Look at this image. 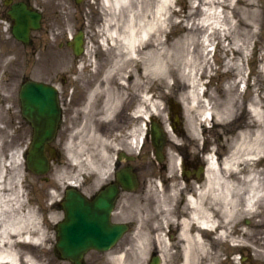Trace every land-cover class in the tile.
<instances>
[{
  "label": "flooded vegetation",
  "instance_id": "1",
  "mask_svg": "<svg viewBox=\"0 0 264 264\" xmlns=\"http://www.w3.org/2000/svg\"><path fill=\"white\" fill-rule=\"evenodd\" d=\"M18 1L42 16L41 28L32 35L31 42L40 33L35 37L39 43L57 45L58 51L65 53L60 137L68 155L75 143L82 142L88 149L93 147L95 152L91 150V153L97 155V166L103 171L94 175L68 166L69 183L58 190L62 202L76 196L89 202H104L103 211L108 210L111 223L128 226L129 231L122 240L131 238L139 213L145 215L143 229L164 237L151 251H181L180 222L191 216V198L213 206L217 180L229 178L243 183L226 174L223 166L220 176L217 175L209 165V158L216 156L223 164L229 156L231 140L249 123H254L249 106L256 101L254 90L260 89H244L240 96L241 89H208L209 96H216L219 102L236 101V113L227 124L217 123L212 116L205 119L198 110H188L182 98L184 89H176L174 102L169 101L168 89H140L132 85L133 76L129 79L130 89H95L118 53L104 28L107 17L102 0H13L1 18L13 22L9 10ZM76 25L82 34L79 57L71 45L77 33L72 34L71 27ZM120 91L122 94H117ZM18 92V89H0V155L3 157L20 145L18 134L25 120ZM152 101H160L158 108H152ZM150 194L156 199H148ZM145 205L147 209H137ZM55 207L67 215L61 203ZM263 211L259 205L257 213L246 214L240 225L232 223L224 229L220 224L212 232L203 231L209 251H228L227 260L236 257L239 258L236 264H247L251 259L247 252L251 246L248 218L253 217L254 223L262 221ZM217 217L221 220V211ZM223 232L225 236L221 235ZM116 249H129V245Z\"/></svg>",
  "mask_w": 264,
  "mask_h": 264
},
{
  "label": "bare ground",
  "instance_id": "2",
  "mask_svg": "<svg viewBox=\"0 0 264 264\" xmlns=\"http://www.w3.org/2000/svg\"><path fill=\"white\" fill-rule=\"evenodd\" d=\"M102 2L107 17L104 19V28L107 29L108 37L118 53L104 73L102 82L95 89H130L129 78L122 76L121 71L124 68H130L133 75L132 85L140 89L157 87L162 90L165 79L178 76V81H186L192 87L184 89L182 94L188 110H198L205 119L212 116L219 122L228 121L235 110L233 100L215 103L208 92V98L203 99L201 77L208 67L213 35L226 36L230 32L229 26L225 24L224 10L231 7L232 2L195 0L191 13L184 16L177 25L185 34L172 44L164 40V35L172 27L170 20L174 13L168 9V0ZM199 10L202 17L191 21ZM239 18L243 19L242 16ZM1 56L0 53V58ZM237 59L233 61L239 65ZM238 65L236 70L239 75L241 69ZM114 83L116 87L113 86ZM240 87L243 88L241 85ZM159 105L160 101H152V108H158ZM251 112L254 123H249L231 140L230 155L223 162L225 173L243 183H236L229 178L217 180V187L213 190V206L191 198V216L180 222L179 264H217L221 254L218 251H209V245L203 239V231L212 232L220 224H223L224 229H228L232 223L240 225L246 214L255 215L259 204L264 202V128L261 125L264 118L258 103L252 105ZM70 152L72 162L80 165L86 161L85 164L93 167L97 175L103 174L93 154L80 160L73 150ZM12 157L14 171L8 173L11 166V160L8 163L10 156L0 155V264H37L36 248L42 244L46 233L40 225L39 212L33 200H27L23 193L19 168L23 164L22 156L16 152ZM209 165L220 176V166L214 157L209 158ZM243 184H247L246 187ZM219 211L222 213L221 220L217 217ZM254 225L262 226L257 222ZM193 227L197 229L193 230ZM155 233L156 231L143 229L141 226L135 229L133 238L137 240L138 251L134 252L133 258L136 259V264L147 256L150 248L155 246L154 243H162L164 237ZM225 234L221 233L222 236ZM162 254L164 264H168L169 251H162ZM109 256L115 264H127L123 253L112 252Z\"/></svg>",
  "mask_w": 264,
  "mask_h": 264
},
{
  "label": "rangeland",
  "instance_id": "3",
  "mask_svg": "<svg viewBox=\"0 0 264 264\" xmlns=\"http://www.w3.org/2000/svg\"><path fill=\"white\" fill-rule=\"evenodd\" d=\"M168 1L167 5L170 4L168 6L170 8L168 9L173 10L174 13L170 20L172 27L168 29L169 33L164 35V40L172 44L185 34L177 28V25L180 24L184 16L191 13L195 5V0ZM227 1L233 3L231 7H227L224 10L226 15L225 24L229 26L228 28L230 32L227 33L226 36L222 35V43L220 42L217 46L215 45L220 41L221 35H213V40L211 42L213 46H215V49H212L210 52L208 67L206 72H202L203 76L201 77V80L204 89H244L245 87V89H260V91H258V98L260 99L259 106L262 109L264 118V0H242V2H239V0ZM3 2L4 0H0V53L2 55L0 58V89H20V85L27 79L52 83L57 85L59 89H64L63 79L66 65L64 58L65 53L59 52L57 45L51 43H39L35 37L39 36L38 34L40 33L36 34L34 40L28 45L18 42L11 33L10 23L6 19L1 18V14L6 9ZM97 9H99V7ZM239 16H242L243 19L239 18ZM201 17L202 13L199 10V12L193 15L191 21H196ZM71 18L74 22L72 13ZM77 25L75 28L71 27L72 33L78 31L79 27ZM235 41H238L237 44H234ZM236 46L240 48H237ZM238 53L240 54L239 57ZM233 59H237L239 65L237 62L234 63ZM222 63L225 68L221 66ZM236 65L241 69L239 75L237 73L238 70H236ZM220 67L222 68L220 69ZM121 72L122 76L125 74L129 79L130 76H133L130 68H124ZM178 78V76H173L165 79L163 85V89H169V94L171 96L174 95V97H176L175 89H192L186 81H178ZM206 85L207 87L205 88ZM240 85L243 86V88L240 87ZM78 88L80 89L79 85ZM155 89L158 88L155 87ZM226 112L229 114L228 111ZM261 125L262 128H264V122ZM62 132L63 130L61 133ZM32 134L33 131L31 126L24 122L21 131L18 134L20 145H18V148L14 153H20L22 156L21 162H23V164L19 166V168L22 174L21 185L23 193L27 200H33L39 212L40 225L44 228L46 233L42 244L36 248L37 264H71L69 261L64 260L56 249L58 237L55 226L58 221L63 218V214L60 209L54 212L49 209L54 201L62 199V194H60L59 197L55 194L54 196L49 197L43 194V192L45 190L47 191L48 188L53 187L54 185L57 186L59 184L62 185L67 183L66 164L69 162L73 167L80 169L83 167L90 168L92 172H95V170H93V167L86 165V161L77 165L75 162H72L63 156L59 163L54 167V172L58 171V179H53L50 183L42 181L36 175L27 170L23 157V154L31 142ZM76 144L78 143H75V145ZM80 145L76 148L80 149ZM88 145L91 146L90 143ZM81 149V151H76V155L80 160H84L87 157L86 154L89 153L93 147L88 149L86 146H82ZM10 160L11 166L8 168V173H13L15 166L12 162L13 157L9 158L8 163ZM18 163H16V165ZM52 175L50 176L52 177ZM148 199L152 200L156 198L155 195L150 194ZM260 204H264V202ZM146 206L147 205L143 207L139 206L137 209L144 210L147 209ZM156 212L158 214L159 211ZM139 216L144 217L145 215H140L139 213ZM249 220L251 223L248 226L247 233L249 238H251L249 239L251 246H249L250 251L247 252L251 256V259L247 264H264V219H262V221H257L259 225L262 224L259 229L253 227L255 224L253 217L249 218ZM127 242L130 246L129 251H110L106 253L91 251L86 255L85 263L115 264L110 259L109 254L112 252H120L125 254L124 257L127 264H136V259L133 258L134 252L138 251L136 239H126L120 242L118 247L124 248ZM152 252L154 251H148L147 256L143 260H139L138 264H149ZM218 252H220L221 258H224L225 254L228 255V251L225 253H223L224 251ZM169 254L170 257L168 258V264H179V251H169ZM237 259L239 258H236V260L230 258L226 261H222L223 264H236L238 263ZM218 263L220 262H217V264Z\"/></svg>",
  "mask_w": 264,
  "mask_h": 264
},
{
  "label": "water",
  "instance_id": "4",
  "mask_svg": "<svg viewBox=\"0 0 264 264\" xmlns=\"http://www.w3.org/2000/svg\"><path fill=\"white\" fill-rule=\"evenodd\" d=\"M15 25L13 34L22 42H29L32 29L41 26V15L19 3L10 12ZM80 34L76 36L75 51L80 53ZM23 114L32 123L35 134L26 156L29 170L36 174H47L51 169V159L46 151L55 157V149L50 144L55 140L62 117L57 88L44 82L27 80L21 85ZM66 221L59 224V242L57 248L63 258L75 264H83L81 259L91 250L101 251L111 248L125 232L124 226L116 225L113 231H106L109 224L107 216L100 217V203L79 204L71 202ZM93 208V210H91ZM159 257H154L151 264H160Z\"/></svg>",
  "mask_w": 264,
  "mask_h": 264
}]
</instances>
